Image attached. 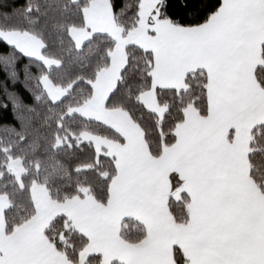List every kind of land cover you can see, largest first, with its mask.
I'll return each instance as SVG.
<instances>
[{"label": "snow or ice", "instance_id": "snow-or-ice-1", "mask_svg": "<svg viewBox=\"0 0 264 264\" xmlns=\"http://www.w3.org/2000/svg\"><path fill=\"white\" fill-rule=\"evenodd\" d=\"M0 43V264H264V0H0Z\"/></svg>", "mask_w": 264, "mask_h": 264}, {"label": "trees", "instance_id": "trees-1", "mask_svg": "<svg viewBox=\"0 0 264 264\" xmlns=\"http://www.w3.org/2000/svg\"><path fill=\"white\" fill-rule=\"evenodd\" d=\"M20 2H22V0H20ZM36 3H39V0H35ZM50 2L53 4V6H55L59 0H50ZM6 54V46L3 45L2 43H0V55ZM18 68L20 69V77L21 80L20 82L16 83L15 85L12 84L11 81H8V87L9 89H15L17 91H20L21 93L24 92V84H23V62H18ZM33 72L36 71L35 68L32 69ZM53 79H56L58 82L60 81V77L58 73H53ZM5 80V73L3 71V66L0 65V99H3V82ZM2 130H0V136H2ZM129 230L130 231H135V224H131L129 225Z\"/></svg>", "mask_w": 264, "mask_h": 264}]
</instances>
